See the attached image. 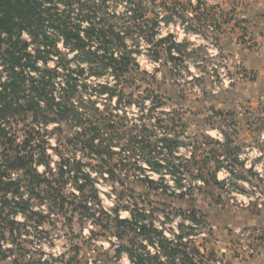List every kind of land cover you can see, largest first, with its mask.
Here are the masks:
<instances>
[{
  "label": "rangeland",
  "instance_id": "1",
  "mask_svg": "<svg viewBox=\"0 0 264 264\" xmlns=\"http://www.w3.org/2000/svg\"><path fill=\"white\" fill-rule=\"evenodd\" d=\"M54 5L70 9L72 21L87 13L120 30L126 45L121 51L131 58L116 77L112 68L83 61L60 39L61 53H51L47 63L39 59L40 66L59 73L53 79L56 96L67 72L78 65L85 72L77 73L72 97L77 112L59 117L44 102L43 112L2 121L16 141L29 139L31 165L51 176L34 187L39 194L22 179L27 211H1L19 224L12 229L0 218V264H134L127 252L116 250L133 239L135 247L148 243L154 251L151 233L125 228L120 237L115 218H129L136 205L165 235L183 234L188 247L199 249L192 254L195 264H264V64L246 63L249 54L264 53L247 30L244 0ZM22 37L35 51L31 36ZM92 65L102 72H93ZM5 70L0 65V83ZM102 84L114 94L102 91ZM164 137L175 141L172 148ZM152 156L164 167L154 170ZM8 172L24 174L23 168ZM6 196L18 198L10 191Z\"/></svg>",
  "mask_w": 264,
  "mask_h": 264
},
{
  "label": "trees",
  "instance_id": "2",
  "mask_svg": "<svg viewBox=\"0 0 264 264\" xmlns=\"http://www.w3.org/2000/svg\"><path fill=\"white\" fill-rule=\"evenodd\" d=\"M71 4L69 7L72 6ZM24 32L37 44L35 51L29 49L31 41L22 37ZM60 39L69 48L79 51L77 56L83 61L86 60L90 64L97 63L96 66L100 70L112 68L116 77L122 75L130 62L129 53L121 51L120 48V45L126 46L121 31H117L114 26L97 23L87 13H84L77 22L71 20L70 9H59L54 5V0H0V65L6 68L5 79L0 83V148L4 147V159L2 163L0 162V193L5 194H3L0 218L3 221L8 220L12 229L18 221L9 218V214L1 211L6 206L11 207L12 213L28 210L29 200L23 198V193L20 192L22 179L28 182L26 186L34 194L36 193L34 187L46 181L51 174L46 179L31 165L33 154L26 151L30 143L29 139L26 140L27 144L16 141L15 134L9 133L11 128L6 127L2 121L9 123L16 114L30 110L43 112L44 102L49 110L59 117L70 111L77 112L72 97L79 86L77 73H84V67L78 65L77 69L67 72L64 81L60 82V95L56 96L53 91L58 84H55L53 79L59 73L39 65V59L47 63L51 53H61L57 48V41ZM117 51L121 55H118ZM90 67L92 70L95 69L94 65ZM100 70L93 72L101 73ZM0 77H3L2 72ZM86 86L87 84H83V87ZM100 87L103 88L102 91H112L108 85L102 84ZM114 92L115 90L111 95ZM95 105L93 104L94 109L99 111V107ZM44 118L50 121L47 117ZM162 142L170 148L175 143L168 137H164ZM148 160L154 170L164 167L163 161L154 156L149 157ZM41 162L45 160L40 158L39 163ZM14 168H23L24 174L13 177L8 171ZM61 168L65 172L64 164ZM86 176L88 177V174ZM181 179L182 177L177 178L178 181ZM148 180L154 182L152 178ZM9 191L18 198L7 197ZM81 204L89 211L90 207L86 205V201L85 204ZM89 215L94 214L89 211ZM146 217L150 218V214L138 205L132 209L129 218L117 215L115 220L118 234L122 237L125 228L135 230L139 234L151 233L148 240L155 245V250L148 248V243L141 245L143 249L135 247L132 239L120 245L117 252H127L134 264H195L192 254L200 253L199 249L195 246L188 247L183 241V234H178L175 238L168 237L163 229L155 227L152 219V222L145 221ZM153 226L154 229L151 230Z\"/></svg>",
  "mask_w": 264,
  "mask_h": 264
},
{
  "label": "crops",
  "instance_id": "3",
  "mask_svg": "<svg viewBox=\"0 0 264 264\" xmlns=\"http://www.w3.org/2000/svg\"><path fill=\"white\" fill-rule=\"evenodd\" d=\"M246 11L242 13L247 18L246 26L249 33L255 37L259 43V49L264 53V0H244ZM248 64H264V55L256 56L249 54L246 56Z\"/></svg>",
  "mask_w": 264,
  "mask_h": 264
},
{
  "label": "clouds",
  "instance_id": "4",
  "mask_svg": "<svg viewBox=\"0 0 264 264\" xmlns=\"http://www.w3.org/2000/svg\"><path fill=\"white\" fill-rule=\"evenodd\" d=\"M42 170H43V169L41 168V171H42ZM221 179H223V177H221ZM241 199H243V197H241ZM124 215L126 216L127 213H124ZM157 227H159V225H157ZM166 235H167V233H166ZM124 264H128L127 260H125Z\"/></svg>",
  "mask_w": 264,
  "mask_h": 264
}]
</instances>
